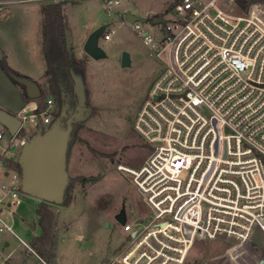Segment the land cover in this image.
I'll return each mask as SVG.
<instances>
[{
    "label": "built area",
    "instance_id": "obj_1",
    "mask_svg": "<svg viewBox=\"0 0 264 264\" xmlns=\"http://www.w3.org/2000/svg\"><path fill=\"white\" fill-rule=\"evenodd\" d=\"M78 1L0 0V11ZM102 1L108 14L121 4ZM217 3L180 0L164 23L149 30L133 23L161 68L133 126L150 153L139 168H116L132 178L150 212L145 222L125 221L129 241L119 264H264L253 245L255 231L264 235V13L251 7L232 15ZM38 107L20 109L14 134L0 131V207L24 197L54 205L23 192L15 168L29 142L25 129L35 134L48 125L55 104L47 98ZM4 232L13 234L0 217ZM215 241L223 249L218 255Z\"/></svg>",
    "mask_w": 264,
    "mask_h": 264
},
{
    "label": "rangeland",
    "instance_id": "obj_2",
    "mask_svg": "<svg viewBox=\"0 0 264 264\" xmlns=\"http://www.w3.org/2000/svg\"><path fill=\"white\" fill-rule=\"evenodd\" d=\"M179 1L121 0V4L110 14L104 9L102 0H81L77 4L63 6L66 38L73 51V60L78 59V54L82 57L81 61L76 62L80 65L72 70L78 107L71 117L67 118L65 113H61L62 119L50 117L49 124L42 127L41 135L45 136L55 126L61 136L58 137L60 144L61 141L68 142L72 125L80 123L75 141L66 155V177L72 187L70 197L71 200L79 198L75 200V211L67 209L70 213L74 212L73 215L55 206L57 220L62 217L66 219L68 229L65 231L61 226L56 234V259L48 261V264H119L115 258L127 245L129 234L116 220V215L123 211L129 224L145 222L149 218L148 207L132 178L116 168L119 164L139 168L150 153L149 146L135 133L133 126L141 104L151 98L150 88L158 76L161 62L151 55L141 36L134 30L133 23L127 22L124 15L130 12L143 19L145 22H141V30H149L154 15L167 17ZM217 5L232 15L245 14L251 7H258L264 13V0H218ZM88 6L91 10H87ZM16 12L21 15L10 18L9 11H0V46L10 57L27 51L29 44L32 47V43L28 42L23 46L20 39L33 29V21L38 19H35L38 14L33 8ZM98 30H101L98 46L105 52V57L95 60L85 53L84 44ZM110 31L113 34L110 40L105 41L104 34ZM32 40L36 45L38 36L35 40L32 35ZM123 53L129 55L127 66L121 64ZM2 58L4 54L0 49ZM10 59L7 63L11 67ZM22 66L18 64L15 67L20 69ZM29 66L34 72L33 65ZM44 77L43 74L35 81L41 96L34 102L40 108L44 100L51 98ZM23 92V87L13 83L0 69V109L16 116L24 106ZM25 130L26 139L34 142L32 128ZM0 131L7 130L0 124ZM59 148L63 149L61 146ZM28 150L27 146L22 147L17 156L21 165H25ZM41 203L24 197L19 205L0 207L1 219L11 226L13 232L0 234V262L42 264L21 243L23 241L30 246L32 239L40 235L35 210ZM62 205L66 207L68 203ZM59 222L62 223V220ZM254 239L258 242L253 244L257 246L258 252L255 253L264 259V235L257 230ZM4 242L8 243L7 246H4ZM212 246L215 254L222 253L218 241L213 242ZM207 263L214 264L210 261ZM218 264H221L219 260Z\"/></svg>",
    "mask_w": 264,
    "mask_h": 264
},
{
    "label": "trees",
    "instance_id": "obj_3",
    "mask_svg": "<svg viewBox=\"0 0 264 264\" xmlns=\"http://www.w3.org/2000/svg\"><path fill=\"white\" fill-rule=\"evenodd\" d=\"M63 6L64 4H47L41 8L42 51L46 64L44 76L46 78L48 93L55 104V111L52 114L54 120L62 119L61 113H65L67 118L71 117L78 107V95L72 70L77 68L80 63L73 62L70 59V52L66 47ZM0 69L13 83H16L11 78V75H19L7 65L4 58L0 59ZM23 90L24 105L39 100L29 99L25 93L24 87ZM38 106L41 110L42 107L40 108V105ZM40 110H38L37 113ZM79 125V122L72 125L66 155L75 141L76 131ZM15 168L21 176L23 171L21 165L16 163ZM71 189L72 187L69 181L64 191V203H69L71 201ZM35 214L38 219L41 233L39 236L32 239L30 246L36 255L43 260L45 264H48V261L54 260L56 257L55 231L58 221L57 215L52 208H49L43 203L36 207Z\"/></svg>",
    "mask_w": 264,
    "mask_h": 264
},
{
    "label": "water",
    "instance_id": "obj_4",
    "mask_svg": "<svg viewBox=\"0 0 264 264\" xmlns=\"http://www.w3.org/2000/svg\"><path fill=\"white\" fill-rule=\"evenodd\" d=\"M125 20L129 23L145 22L143 19L126 12ZM151 24L164 23L163 15H154ZM101 30L93 32L84 44V51L91 58L99 60L105 57V52L98 46V39ZM66 47L70 52L69 43L66 38ZM122 66L129 65V55L123 53L121 57ZM11 78L19 85L24 87L27 97L31 100L41 96L38 85L31 79L23 76L11 75ZM0 124L3 125L11 134H14L20 126V122L15 116L0 109ZM59 132L52 126L50 132L42 137L41 129L34 134V142H28V152L25 154V165H21L23 171L21 175V188L23 192L54 205L64 203V191L67 185L66 151L67 141H58ZM62 147L63 149L59 148ZM116 220L124 225L125 215L120 211L116 215ZM108 224L106 223V226ZM133 236V234H132Z\"/></svg>",
    "mask_w": 264,
    "mask_h": 264
},
{
    "label": "crops",
    "instance_id": "obj_5",
    "mask_svg": "<svg viewBox=\"0 0 264 264\" xmlns=\"http://www.w3.org/2000/svg\"><path fill=\"white\" fill-rule=\"evenodd\" d=\"M88 2V0H86ZM74 5L77 4L76 2L73 3H66L64 4V7L67 5ZM44 5L41 4H22V5H8L6 7H4L3 10L5 11H9L8 16L10 15V18L15 17V16H19L21 14H18V12H16V10H22V9H35L37 11L38 16L35 15V19L38 17V19L34 22L35 23L33 29H31L29 31V33H25V35H22L20 42L22 43L23 46H25V44L28 43H32V47L29 44L28 48L26 47L27 51L24 52H19V54H17L16 56H12L10 57V54H7L6 51H3V49L0 46V49L2 50L3 54H4V59L6 60V63L8 61V59L12 58L9 60L10 65L12 64V66L10 67L7 63V65L15 72L17 73L19 76H23V77H27L29 79H31L32 81H36L39 80L44 72H45V68H46V64H45V60H44V56H43V51L41 50L42 48V14H41V8ZM63 7V9H64ZM87 10H91L90 7H87ZM25 13V12H24ZM29 13V12H26ZM64 16V15H63ZM8 17H6L5 19H7ZM65 28H66V23H65ZM66 34V31H65ZM32 35L35 38V40L38 39L39 41L36 43V45L38 44V47H35V41L32 40ZM70 47V45H69ZM32 48V49H31ZM40 48V52H38V49ZM32 50H34V53L32 52ZM37 50V52H36ZM70 52L72 53V48L70 47ZM78 59L77 60H73L74 56L73 53L71 54V58L73 61L75 62H79L82 60V57L80 54H78ZM23 65L22 67H19L20 69H18L17 67H15L16 65ZM27 65V66H25ZM29 65H33V68L35 69L34 72L31 71V67ZM37 72V74H35ZM44 79L46 80V78L44 77ZM21 92V90H19ZM24 101V100H23ZM6 112V111H5ZM19 112V111H18ZM8 113V112H7ZM10 114V113H9ZM79 197H74L73 200H71L70 203H68V206L64 207L63 205H49L46 203H43L45 205H47L49 208H52L53 210H56V207H61L62 209H65L67 211V213H69L70 215H73V213H70L67 209L69 208V210H73L75 211V204H76V199ZM56 206V207H55ZM64 210V211H65ZM61 212V210H59ZM57 212V211H56ZM77 219V218H76ZM60 220H62V223L59 222ZM58 222V225L56 227V231H55V235L57 233H59L60 229L62 228L61 226L64 227L65 231L68 229V222L66 221V219H64L63 217L60 219ZM76 222H78V220H76ZM65 242V240H63V243ZM7 242H4V246H7ZM57 244L58 241L56 239V250H57ZM56 259V258H55Z\"/></svg>",
    "mask_w": 264,
    "mask_h": 264
},
{
    "label": "flooded vegetation",
    "instance_id": "obj_6",
    "mask_svg": "<svg viewBox=\"0 0 264 264\" xmlns=\"http://www.w3.org/2000/svg\"><path fill=\"white\" fill-rule=\"evenodd\" d=\"M208 261H205V260H202V261H200V260H195V261H192V262H190V263H187V264H210V263H207Z\"/></svg>",
    "mask_w": 264,
    "mask_h": 264
}]
</instances>
